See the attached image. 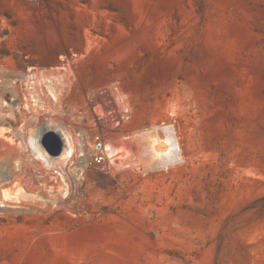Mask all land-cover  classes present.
Masks as SVG:
<instances>
[{"label":"rangeland","instance_id":"1","mask_svg":"<svg viewBox=\"0 0 264 264\" xmlns=\"http://www.w3.org/2000/svg\"><path fill=\"white\" fill-rule=\"evenodd\" d=\"M4 58L65 75L54 130L75 108L127 146L174 117L188 160L1 215L0 264H264V0H0Z\"/></svg>","mask_w":264,"mask_h":264},{"label":"built area","instance_id":"2","mask_svg":"<svg viewBox=\"0 0 264 264\" xmlns=\"http://www.w3.org/2000/svg\"><path fill=\"white\" fill-rule=\"evenodd\" d=\"M54 86L55 73L51 67L20 68L10 60H0V129H9L0 133V216L35 212V201L29 197L35 194L41 198L37 205L44 211L62 208L93 167L120 169L121 160L116 155L110 156L107 150V142H112L87 127L84 116H74L68 110L67 130L50 127L47 123L50 116L66 114L64 108L57 109L58 99L51 92ZM34 95L44 102V107ZM158 125L163 136L168 133L176 140L173 139L172 148L180 154L177 119L172 117ZM48 134L60 139L65 159L60 157L61 153L54 155L45 147L43 142ZM123 138L127 146H122L129 155H134L135 139L131 135ZM20 178L23 186L19 185Z\"/></svg>","mask_w":264,"mask_h":264},{"label":"bare ground","instance_id":"3","mask_svg":"<svg viewBox=\"0 0 264 264\" xmlns=\"http://www.w3.org/2000/svg\"><path fill=\"white\" fill-rule=\"evenodd\" d=\"M55 69V68H54ZM63 69V68H62ZM72 72V71H71ZM63 74H55V86L51 90V92L55 95V98L58 99L57 101V109H63L64 108V97L62 96V92L64 91V88L67 87V83L65 84L64 82L66 81L64 79ZM66 78V77H65ZM66 89V88H65ZM35 96V99L37 103L41 106L44 107V102L41 101L39 98ZM61 99V100H60ZM119 101L122 102V98L119 97ZM75 108H70V113L75 112ZM55 113L58 110H53ZM2 128L0 129V133H5L2 131ZM160 130V125H153V126H148L144 127L142 129H138L134 131L131 136L135 139L136 141V150L134 155H129L125 147L118 144L115 145V143H109L107 142V150L110 151V156H117V159L121 160V165L119 170H126V169H137L138 171L141 170V172L144 175H149L151 173L155 172H160L166 170H170L175 168L178 165H181L182 163H187V156L185 155V151L182 148V137L181 134H178V140H179V146H180V154H176V152L173 151V139L172 136H170L168 133H166L165 136L162 135ZM9 131V130H8ZM6 131V132H8ZM31 131V135H32ZM180 132V131H179ZM127 137V136H126ZM109 141V140H108ZM176 140L174 139V142ZM62 159H65L67 157L65 150L61 152ZM173 157H177V159H173ZM166 158L167 160H164ZM168 159H171V161H168ZM176 161V162H175ZM176 165V166H174ZM172 166V167H170ZM174 166V167H173ZM140 174V173H139ZM89 176V175H88ZM88 177L85 179L84 182ZM20 181L19 185L23 186V180L22 178L18 179ZM84 182L77 184L78 188L81 186ZM11 184H13L11 182ZM78 191V190H77ZM71 194V193H70ZM74 192L72 193V195ZM32 201H35V213H42L44 211L40 205H37L38 201L41 200L39 195H30L29 196ZM40 198V199H39ZM72 198V197H71ZM68 202H64L62 204V207L67 206ZM64 209V208H63ZM66 209V208H65ZM60 210V208H59ZM54 210L53 212H55ZM23 215V214H20ZM28 215V214H26ZM32 215V214H31ZM30 216V215H29ZM34 216V215H33Z\"/></svg>","mask_w":264,"mask_h":264},{"label":"water","instance_id":"4","mask_svg":"<svg viewBox=\"0 0 264 264\" xmlns=\"http://www.w3.org/2000/svg\"><path fill=\"white\" fill-rule=\"evenodd\" d=\"M8 128L3 127L2 131H8ZM45 147L54 155H59L62 151V142L54 134H48L44 140Z\"/></svg>","mask_w":264,"mask_h":264}]
</instances>
